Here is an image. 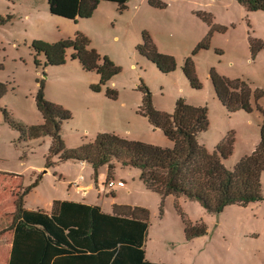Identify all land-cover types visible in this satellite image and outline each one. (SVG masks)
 I'll return each mask as SVG.
<instances>
[{
	"label": "rangeland",
	"instance_id": "1",
	"mask_svg": "<svg viewBox=\"0 0 264 264\" xmlns=\"http://www.w3.org/2000/svg\"><path fill=\"white\" fill-rule=\"evenodd\" d=\"M129 0L121 10L117 2L102 1L89 19L78 18V0H0V81L8 91L0 96V229L10 225L17 193L28 187V209H51L55 200H80L103 205L145 207L150 212L145 241L147 258L164 264H264V173L261 198L244 205H228L210 212L198 200L166 196L150 190L141 170L114 161L100 167L52 155L53 138L21 139L13 124L44 123L36 105L40 83L46 98L72 113L61 135L68 150L77 149L108 133L136 141L174 148L160 128L140 112L144 90L152 94L159 111L173 113L178 100L207 108L209 127L198 139L210 152L230 134L233 154L224 164L234 169L255 151L264 120V11L249 10L237 0ZM85 33L89 48L111 58L121 69L111 81H101L97 71L84 70L79 59L45 66L36 55L37 40L55 43ZM147 32L158 50L177 60L173 72L160 71L140 54ZM263 45L252 48V41ZM37 57L42 61L36 64ZM199 79L193 87L184 67ZM102 61L101 63H103ZM211 71L247 81L253 90V110L229 111L219 99ZM109 90L115 92L109 95ZM262 94L258 101L256 93ZM91 185L84 193L76 186ZM110 179L124 181L109 187ZM85 194V196H84ZM87 195V196H86ZM204 224L207 233L188 236L189 225ZM10 233H6V239Z\"/></svg>",
	"mask_w": 264,
	"mask_h": 264
},
{
	"label": "trees",
	"instance_id": "2",
	"mask_svg": "<svg viewBox=\"0 0 264 264\" xmlns=\"http://www.w3.org/2000/svg\"><path fill=\"white\" fill-rule=\"evenodd\" d=\"M117 2L121 10L129 0H78V18L89 19L101 2ZM158 7L162 0H150ZM249 10L264 11V0H237ZM0 18V24H1ZM85 33L77 32L73 38L55 43L44 40L32 45L36 55H45V66H59L67 62L68 51L72 58L79 59L84 70L97 71L101 81L95 90H100L120 73L116 63L93 48ZM260 43L252 41V48L260 50ZM140 54L156 64L164 72H173L177 60L158 50L153 38L142 34ZM104 61L103 63H101ZM37 57L36 64H41ZM191 61L186 60L184 70L192 86L200 88L199 79L189 70ZM211 79L221 103L229 111L253 110V90L247 81L231 79L211 71ZM7 83L0 81V96L4 95ZM115 94L109 90V95ZM257 101L262 95L256 93ZM36 105L44 123L26 126L14 123L20 129L21 139H39L46 135L53 138L51 156L60 154L64 161L77 160L98 169L114 161L141 170V179L150 190L163 197L184 196L198 200L210 212L223 211L228 205H244L260 199L264 173V120L260 141L251 154L242 158L234 169L224 161L233 154L234 137L227 136L215 151L210 152L200 143L198 136L209 127L208 110L191 105L186 100L177 101L173 113L159 111L153 104L151 92L144 90L140 112L149 118L154 128L162 129L175 142L172 149L151 143L136 141L117 134H98L94 141L68 150L63 139L62 124L72 119V113L63 106L46 98L44 83H40ZM264 114V110H262ZM32 191L28 187L17 193L15 211L11 216L13 247L9 264H164L148 260L145 241L148 233L150 212L145 207L113 204L112 212H105L97 203L88 204L78 200H55L51 210L28 209L26 198ZM189 237L204 235L207 228L197 223L187 228Z\"/></svg>",
	"mask_w": 264,
	"mask_h": 264
},
{
	"label": "crops",
	"instance_id": "3",
	"mask_svg": "<svg viewBox=\"0 0 264 264\" xmlns=\"http://www.w3.org/2000/svg\"><path fill=\"white\" fill-rule=\"evenodd\" d=\"M79 186H80L79 189L84 191V193H87L92 188L91 185L81 186V183L79 184ZM84 196H85V194H84ZM78 201H80V200H78ZM80 202L93 204V203H89V202H85V201H80ZM97 205H99V204H97ZM99 206L102 208L103 211L109 212V210L105 209L103 207V205H99ZM46 210H49V209H46ZM10 224H11V222H10ZM7 232H9L10 235L6 239V233ZM13 234H14L13 231L10 230V225L8 226L6 231L4 229H0V264H9L10 253H11L12 247H13Z\"/></svg>",
	"mask_w": 264,
	"mask_h": 264
},
{
	"label": "built area",
	"instance_id": "4",
	"mask_svg": "<svg viewBox=\"0 0 264 264\" xmlns=\"http://www.w3.org/2000/svg\"><path fill=\"white\" fill-rule=\"evenodd\" d=\"M83 177H80L77 181H76V186L79 188V184L83 181ZM125 185V182L124 181H119V182H116L115 179H110L109 181V187H116V186H119V187H123Z\"/></svg>",
	"mask_w": 264,
	"mask_h": 264
}]
</instances>
